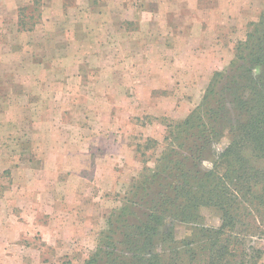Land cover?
I'll return each mask as SVG.
<instances>
[{
    "label": "rangeland",
    "instance_id": "374dc122",
    "mask_svg": "<svg viewBox=\"0 0 264 264\" xmlns=\"http://www.w3.org/2000/svg\"><path fill=\"white\" fill-rule=\"evenodd\" d=\"M0 6V264H86L132 184L174 146V126L231 67L264 0ZM230 142L226 133L216 152ZM202 216V226L222 225L215 209ZM202 226L162 234L172 229L176 242L192 243L181 252L200 254ZM260 229L245 243L264 264Z\"/></svg>",
    "mask_w": 264,
    "mask_h": 264
},
{
    "label": "trees",
    "instance_id": "16d2710c",
    "mask_svg": "<svg viewBox=\"0 0 264 264\" xmlns=\"http://www.w3.org/2000/svg\"><path fill=\"white\" fill-rule=\"evenodd\" d=\"M235 50L231 67L214 74L202 104L174 126V146L132 184L86 264H257L262 250L245 241L264 224V12ZM226 133L231 142L218 154L216 144ZM211 156L205 172L202 164ZM202 209L219 211L222 225L202 226ZM176 223L202 226L200 254L181 252L192 243L176 242L172 229L162 234Z\"/></svg>",
    "mask_w": 264,
    "mask_h": 264
},
{
    "label": "crops",
    "instance_id": "0c3cea01",
    "mask_svg": "<svg viewBox=\"0 0 264 264\" xmlns=\"http://www.w3.org/2000/svg\"><path fill=\"white\" fill-rule=\"evenodd\" d=\"M0 8H1V6H0Z\"/></svg>",
    "mask_w": 264,
    "mask_h": 264
}]
</instances>
